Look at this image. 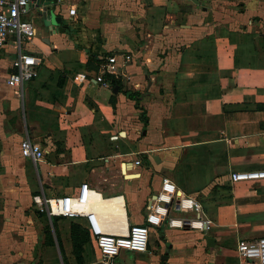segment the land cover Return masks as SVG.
<instances>
[{"label": "crops", "instance_id": "crops-1", "mask_svg": "<svg viewBox=\"0 0 264 264\" xmlns=\"http://www.w3.org/2000/svg\"><path fill=\"white\" fill-rule=\"evenodd\" d=\"M35 4L23 51L39 65L21 90L5 82L12 37L0 47V264H101L90 237L81 263L73 253L70 226L87 230L85 217L49 218L33 197L84 183L92 207L128 226L144 222L162 178L213 224H149L147 250L128 264H257L236 245L264 237V178L229 174L264 170V0H50L51 31ZM113 54L132 59L103 86L95 76ZM24 138L41 160L21 155Z\"/></svg>", "mask_w": 264, "mask_h": 264}, {"label": "built area", "instance_id": "built-area-1", "mask_svg": "<svg viewBox=\"0 0 264 264\" xmlns=\"http://www.w3.org/2000/svg\"><path fill=\"white\" fill-rule=\"evenodd\" d=\"M30 4H35V0H0V47L5 45L8 37H12V43L16 49V56L11 62V71L5 82L7 86L20 90L24 82L37 75L39 65L38 58L23 51L25 43L31 41L36 34L32 22L23 18ZM74 12V8L68 9L70 16H73ZM131 59L130 54L108 56L95 76L96 82L108 86L103 74L109 73L115 76L118 73V62L119 65H126ZM85 78V74L79 75L80 80ZM19 147L21 155L34 162L41 160L44 155L40 146L29 138H24ZM134 164L140 165V160H135ZM263 178L264 170L237 171L229 174L231 182ZM92 192L83 183L75 195L55 198L34 196L32 201L37 210L49 218L85 217L89 237L100 254L101 264H113L121 250L145 252L148 246L149 224L156 225L165 221L171 228L202 232L209 231L213 224L212 220L203 213L200 203L179 191L168 178H162L160 190L146 204L144 222L128 226L119 221L116 214L92 207L90 204ZM171 212H180L185 215L175 217L171 215ZM236 253L245 261L264 264V237L252 241L239 240Z\"/></svg>", "mask_w": 264, "mask_h": 264}, {"label": "trees", "instance_id": "trees-1", "mask_svg": "<svg viewBox=\"0 0 264 264\" xmlns=\"http://www.w3.org/2000/svg\"><path fill=\"white\" fill-rule=\"evenodd\" d=\"M103 77L113 85L118 83V79L112 74L105 73ZM129 96L137 102L135 94H129ZM70 236L73 253L77 262L81 263L82 245L89 240L88 232L79 225L72 223L70 226Z\"/></svg>", "mask_w": 264, "mask_h": 264}, {"label": "water", "instance_id": "water-1", "mask_svg": "<svg viewBox=\"0 0 264 264\" xmlns=\"http://www.w3.org/2000/svg\"><path fill=\"white\" fill-rule=\"evenodd\" d=\"M35 5H42V18H43V24L45 28L48 31H51V28L53 26H60V19L58 17H55L54 14L52 13V10L50 8V0H35ZM117 86L114 88L116 89Z\"/></svg>", "mask_w": 264, "mask_h": 264}, {"label": "rangeland", "instance_id": "rangeland-1", "mask_svg": "<svg viewBox=\"0 0 264 264\" xmlns=\"http://www.w3.org/2000/svg\"><path fill=\"white\" fill-rule=\"evenodd\" d=\"M151 235H149L150 237ZM120 253H122V258H117L116 259V264H128L131 263L135 258H134V251H127V250H121ZM119 256V255H118Z\"/></svg>", "mask_w": 264, "mask_h": 264}, {"label": "bare ground", "instance_id": "bare-ground-1", "mask_svg": "<svg viewBox=\"0 0 264 264\" xmlns=\"http://www.w3.org/2000/svg\"><path fill=\"white\" fill-rule=\"evenodd\" d=\"M104 203H109V202L104 201Z\"/></svg>", "mask_w": 264, "mask_h": 264}]
</instances>
